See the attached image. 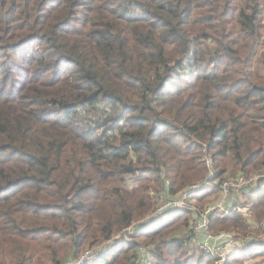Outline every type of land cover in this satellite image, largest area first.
Here are the masks:
<instances>
[{"label":"trees","instance_id":"obj_1","mask_svg":"<svg viewBox=\"0 0 264 264\" xmlns=\"http://www.w3.org/2000/svg\"><path fill=\"white\" fill-rule=\"evenodd\" d=\"M263 15L264 0H0V264L76 258L204 178L205 155L219 179L264 171ZM260 190L244 202L262 220ZM167 215L100 263L155 241L149 264H215L187 252L193 212ZM210 217L246 231L238 212ZM247 261L264 243L225 264Z\"/></svg>","mask_w":264,"mask_h":264},{"label":"built area","instance_id":"obj_2","mask_svg":"<svg viewBox=\"0 0 264 264\" xmlns=\"http://www.w3.org/2000/svg\"><path fill=\"white\" fill-rule=\"evenodd\" d=\"M205 160L209 172L204 178L185 187L176 195L165 196L160 194L157 198L158 201L155 208L143 219L133 222L130 226L117 232L108 240L84 249L76 258L69 259L64 264H93L98 258L103 256L107 251L115 248L123 240L132 238L136 233L137 224L150 222L153 218L158 216L165 217L168 214L167 212L173 210L193 212L195 219L189 231V233L194 236L192 241L196 243V246L203 252L215 256L217 264H219V262L220 264H225L228 254L231 253V249H233V247L244 248L246 246L244 242L249 241V237H247V239L236 238V245L231 244L234 234L212 233L210 231V216L213 212L220 210L225 211L228 215L232 212H239L250 216V205L234 199L244 191L246 192L259 187L264 188V171L251 175L238 173V175L224 178L220 181L213 168V159L211 155H206ZM214 185H219L220 193H222L219 204L206 203L207 205L205 204L203 207H200L192 201V199L195 198L196 192L199 193L201 190L212 188ZM226 206L231 208V210L226 209ZM262 224L264 225V222ZM227 246H231L229 251H226ZM137 251L138 257L134 264H147L151 257L149 247L140 244Z\"/></svg>","mask_w":264,"mask_h":264},{"label":"rangeland","instance_id":"obj_3","mask_svg":"<svg viewBox=\"0 0 264 264\" xmlns=\"http://www.w3.org/2000/svg\"><path fill=\"white\" fill-rule=\"evenodd\" d=\"M260 23L264 26V15L260 18ZM261 32H262V34H263V39H264V27H262L261 28ZM261 53H264V48L261 50V52H260V54ZM263 71H264V67H263ZM205 157H206V155L201 159V161H203V162H205V165L207 164V162H206V160H205ZM234 169H232V168H230L229 170H228V172L225 174V175H223V177H222V179H220V181H222L224 178H229V177H231V176H235V175H238V173H240V171L239 170H234ZM254 173H257V172H252V173H250V174H254ZM215 179H216V177H215ZM263 182V181H262ZM206 190V189H205ZM264 191V188H261V190L260 191ZM202 191H204V190H201V191H199V193H201ZM251 192H253L252 190H249V191H244L241 195H239V196H237V197H235V199L234 200H238V201H241V202H244V198H245V196H246V198H248L249 196H250V193ZM198 193L196 192V195H197ZM253 194V193H252ZM251 194V195H252ZM222 197V193H216V194H214V197L213 196H211L209 199H207L206 200V198L204 199V200H206V201H208L209 200V202H207V204H219L220 203V198ZM249 200H250V198H249ZM192 201L193 202H195V204H197L198 206H200V207H203L204 205H202V203L201 202H199L198 201V199H196V198H193L192 199ZM206 204V205H207ZM226 209H229V210H231V208H228L227 206H226ZM220 213H222V215H228L225 211H222V210H220L219 211ZM168 213V212H167ZM239 213V212H238ZM245 220H244V222H245V224H246V231H241V228H235V227H232V228H225V227H223V225H221L219 222H217L215 225H214V231L213 230H211V225H210V231L212 232V233H230V234H234L233 235V239L231 240L232 242H231V244H233V245H236V238H245V239H247V237H249V241H245L244 242V244H246V246L244 247V248H241V249H245V248H248L251 244H255V243H264V225L262 224L263 222H264V218L262 219V220H259V218H258V215H257V213H256V211L254 210V208H252L251 210H250V212H249V214H250V216H248V215H244L243 213H239ZM216 215H218V214H216ZM229 215H230V213H229ZM218 216H221V215H218ZM164 217V216H163ZM169 217V215H166L164 218H166L165 220H167V218ZM162 219V218H161ZM190 226L191 225H189L188 224V226H187V228H186V230H185V232H189L190 231ZM179 237L180 238H182V237H184V233H183V235H179ZM194 238V236H189V237H187V252L188 253H190V254H193L194 252H199V250L198 251H195L194 250V248H196L195 246H196V243H194L193 241H192V239ZM156 242L154 241V242H152L151 244H149L148 245V247L150 248V250H151V252H152V250H154V248L156 247ZM240 248V247H239ZM231 249V246H227V249H226V251H229ZM236 250V248L235 247H233V249H231V253L230 254H228V256H227V258L234 252ZM233 251V252H232ZM201 252V251H200ZM68 253L69 252H66V254L64 255V257H62L61 259H62V261L63 260H66V259H64L67 255H68ZM49 253H46V254H44V255H42V254H40V253H36L35 255H34V257L32 258V263L31 264H53V263H51L50 261H52V258H49V257H47V255H48ZM215 257V256H214ZM48 258V259H47ZM151 258V257H150ZM216 258V257H215ZM94 264H102V263H100V259L98 258L95 262H94ZM147 264H149V262L147 263ZM215 264H217V259H216V262H215ZM219 264H220V262H219ZM246 264H248V261L246 262ZM249 264H251V263H249Z\"/></svg>","mask_w":264,"mask_h":264}]
</instances>
